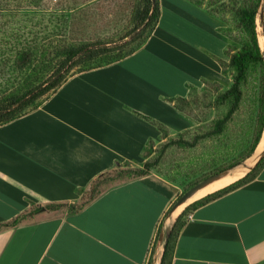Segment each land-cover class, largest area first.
Returning <instances> with one entry per match:
<instances>
[{
    "label": "crops",
    "instance_id": "0c3cea01",
    "mask_svg": "<svg viewBox=\"0 0 264 264\" xmlns=\"http://www.w3.org/2000/svg\"><path fill=\"white\" fill-rule=\"evenodd\" d=\"M159 3L134 52L66 77L0 125V264H159L156 239L183 213L163 223L173 188L154 173L97 185L118 168H141L151 144L191 128V96L221 74L215 58L226 43L198 6ZM191 30L213 48L190 45ZM184 213L171 264H264V163Z\"/></svg>",
    "mask_w": 264,
    "mask_h": 264
},
{
    "label": "rangeland",
    "instance_id": "374dc122",
    "mask_svg": "<svg viewBox=\"0 0 264 264\" xmlns=\"http://www.w3.org/2000/svg\"><path fill=\"white\" fill-rule=\"evenodd\" d=\"M185 1L197 5L204 14L214 20L217 25L216 33L223 36L226 43L223 56L215 58L221 74L212 81L203 82L191 96L187 107L194 119L191 128L173 135L174 137H166L165 141L159 144H151L148 158L144 162L151 164L148 173L162 177L173 188L175 200L171 206L192 186L222 171L231 170L230 174L235 173V176L242 171L245 173L235 181L227 182L196 200L230 186L248 173L250 178L256 175L258 169L251 172L248 168L256 165L260 153L264 150V143L261 144L264 123L262 129L260 128L263 77L257 67L248 70L241 86L242 96L238 107L220 134L205 137L193 148L180 145L164 148L170 141H192L196 135L211 132L215 123L228 112L229 100L221 98L232 84V72L228 69L226 60L229 54L227 45L230 42L233 47H239L246 39L236 14L243 6L251 4L252 0ZM142 3L143 0H0V101L12 94L22 93L30 88L33 82L46 79L54 64L57 66L61 60L59 55L63 47L100 43L108 47H119L121 50L102 55L81 67H74L67 73V77L86 69L85 67L96 68L109 64L128 51L140 47L148 32L135 39L138 31H131L135 24L136 10L142 7ZM262 4L263 0H260L259 11ZM167 10L165 7L164 11ZM172 15L181 16L172 13L169 17ZM163 20L165 24L168 23L165 15ZM256 25L257 42L264 58V29L259 12ZM188 38L190 45L209 47V51L213 48V41L203 39L192 30L188 32ZM38 50L43 51L37 52ZM29 54L32 56L23 66L25 55ZM49 95L50 93L39 101L42 103ZM32 107L24 109L22 114L31 111ZM257 136L259 140L255 145ZM130 170L133 169L118 168L112 174L102 177L97 187L100 184L107 186L115 183L114 181L130 178L131 175L127 174ZM89 195L93 196L94 193L91 191ZM192 203L194 202L186 204L179 212ZM170 208L164 216V224L170 225L176 216L175 212L169 213ZM184 212L182 214H185ZM182 214H179L181 218ZM183 220L184 218L180 222Z\"/></svg>",
    "mask_w": 264,
    "mask_h": 264
},
{
    "label": "trees",
    "instance_id": "16d2710c",
    "mask_svg": "<svg viewBox=\"0 0 264 264\" xmlns=\"http://www.w3.org/2000/svg\"><path fill=\"white\" fill-rule=\"evenodd\" d=\"M251 4L243 6L237 11L238 24L245 34V40L239 47H233L232 44L228 46V62L227 67L232 72V84L228 90H226L221 98L223 100H229V110L226 113L225 117L219 119L211 132L207 134L196 135L193 137L192 141H170L168 142L164 148H167L171 145H180L182 147L193 148L196 144L204 139L205 137L212 134H220L225 124L228 122L230 117L235 112L238 104L241 100V86L245 81L248 70L253 67L258 68V72L261 73L263 79H261V125L264 123V58L263 53L259 47L257 42V32H256V19L258 15V6L260 4V0H252ZM197 6V5H195ZM160 15V3L159 0H143L142 7L139 10H136L135 15V24L131 33H136L135 39L143 37L147 32V37L153 31ZM225 37H228L224 34ZM122 47V46H121ZM230 48V49H229ZM44 49V48H43ZM115 50H120V48L108 47L100 43L94 44H84L80 46H68L63 47L60 50L59 60L57 66H53L51 74L41 81H37V83L33 82L30 88L23 91L22 93L12 94L8 97H4L0 101V125L8 123L21 115L25 114L22 112L27 107L33 106V109H36L41 102L39 101L41 98L45 97L47 94L54 92L66 79L67 73L74 67H81L84 64H88L91 60L97 59L102 55H106ZM43 51V50H38ZM118 51V52H119ZM36 52V53H37ZM133 50L128 51L119 59L130 55ZM264 52V51H263ZM24 53L26 51L24 50ZM35 53V54H36ZM32 54L25 55V61L22 62V65L25 66L28 63V58H30ZM117 59V60H119ZM114 60V61H117ZM112 61V62H114ZM51 62V61H49ZM111 62V63H112ZM86 69H82L80 71L92 69L90 67H85ZM95 68V67H94ZM260 129V131H261ZM261 132L259 133L260 136ZM259 137H256L255 145L258 143ZM264 163V156L256 163L252 170L259 169ZM151 167L150 163H144L142 168L133 169L128 171L127 174L131 175V177H140L145 176L148 173L149 168ZM251 170V172H252ZM256 174V173H255ZM249 173L246 174L245 177L239 179L237 182L231 184L230 186L214 192L212 194L207 195L206 197L195 201L194 203L188 205L186 209H188L192 205L202 204L209 200H212L216 197H219L237 187L247 183L252 180L255 176L253 175L251 178L249 177ZM185 209V210H186ZM183 210V212L185 211ZM181 215H179L176 220L172 223L169 235L162 244V253L160 257L159 264H171L173 244L176 239V236L183 225V222H180Z\"/></svg>",
    "mask_w": 264,
    "mask_h": 264
},
{
    "label": "water",
    "instance_id": "95a60500",
    "mask_svg": "<svg viewBox=\"0 0 264 264\" xmlns=\"http://www.w3.org/2000/svg\"><path fill=\"white\" fill-rule=\"evenodd\" d=\"M259 16H260V20H261V24H262V28L264 29V0H263V4L261 7V10L259 11ZM264 156V150L260 153L258 160L259 161L262 157ZM256 164V163H255ZM255 166V165H254ZM254 166L249 167L248 170L251 171ZM231 173V170H225L222 171L220 173L214 174L200 182H198L197 184H195L194 186H192L190 189H188L187 191H185L175 202L174 204L171 206L170 208V212L172 213L177 207L185 204L192 196H194L200 189L204 188L205 186L209 185L210 183L219 180L225 176H227L228 174ZM169 235V230L165 232L161 231L157 237V242L156 248H159L162 244L163 241L165 240V238H167Z\"/></svg>",
    "mask_w": 264,
    "mask_h": 264
},
{
    "label": "bare ground",
    "instance_id": "6f19581e",
    "mask_svg": "<svg viewBox=\"0 0 264 264\" xmlns=\"http://www.w3.org/2000/svg\"><path fill=\"white\" fill-rule=\"evenodd\" d=\"M263 138H262V142L261 144L264 143V131H263ZM241 172V171H240ZM243 172L245 173V171H242L241 173H237V175L235 176V173L233 174H228L227 176L216 180L212 183H210L209 185L205 186L204 188L200 189L194 196H192L185 204L177 207L173 212H175L176 216L179 213V211L189 202L196 200L197 198L206 195L208 193H210L212 190L217 189L223 185H225L227 182H231V181H235L237 178L241 177V174L243 175ZM218 181V182H217ZM172 212V213H173ZM168 223V222H167Z\"/></svg>",
    "mask_w": 264,
    "mask_h": 264
}]
</instances>
